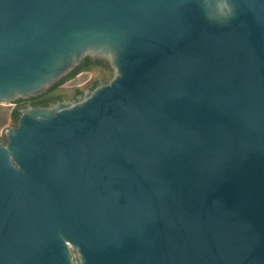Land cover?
I'll use <instances>...</instances> for the list:
<instances>
[{
  "label": "water",
  "instance_id": "1",
  "mask_svg": "<svg viewBox=\"0 0 264 264\" xmlns=\"http://www.w3.org/2000/svg\"><path fill=\"white\" fill-rule=\"evenodd\" d=\"M85 57L3 130L0 264H264V0H0V104Z\"/></svg>",
  "mask_w": 264,
  "mask_h": 264
},
{
  "label": "rangeland",
  "instance_id": "2",
  "mask_svg": "<svg viewBox=\"0 0 264 264\" xmlns=\"http://www.w3.org/2000/svg\"><path fill=\"white\" fill-rule=\"evenodd\" d=\"M112 70L110 68H93L86 71H81L73 75L72 77L65 80L59 91L70 97L74 89L84 90L89 89L91 86L107 82L111 78ZM96 86V85H95ZM17 108V104H0V139L3 141L4 134L3 130L9 126L15 125V121L11 117L13 109Z\"/></svg>",
  "mask_w": 264,
  "mask_h": 264
},
{
  "label": "flooded vegetation",
  "instance_id": "3",
  "mask_svg": "<svg viewBox=\"0 0 264 264\" xmlns=\"http://www.w3.org/2000/svg\"><path fill=\"white\" fill-rule=\"evenodd\" d=\"M88 58L93 63V65L90 67V69L99 68V67H101V68H109L107 62L105 60L99 58V57H88ZM81 71H86V70H81ZM81 71H79V72H81ZM98 83L99 82H97L95 85H97ZM61 84L56 85V87H54L55 88L54 92H53L54 95L51 96L48 99H43L42 98L44 96V93H45V92H43V93L35 96V98H36L35 100L31 99V98H34V97H30L28 99H18V100H16L15 101V103L17 104L16 110H18L20 108L30 107V106H32V107L33 106H49V105H51V104H53V103H55L57 101H61V100H75L80 94H82V90H80V92H78L77 90H79V89H74L72 95L70 97H67V96L63 95L59 91ZM95 85L91 86L89 89L94 88Z\"/></svg>",
  "mask_w": 264,
  "mask_h": 264
},
{
  "label": "trees",
  "instance_id": "4",
  "mask_svg": "<svg viewBox=\"0 0 264 264\" xmlns=\"http://www.w3.org/2000/svg\"><path fill=\"white\" fill-rule=\"evenodd\" d=\"M82 62L76 66L69 74H67V76H65L64 78H62L60 81H58L56 84H54V86H52L51 88H49L48 90L45 91L44 96L42 97L43 99H48L51 96L54 95V87H56V85H59L61 83H63L65 80H67L68 78L72 77L73 75H75L76 73H78L81 70H89L90 67L93 65V63L89 60L88 57L83 58V60H81ZM96 64V63H95ZM97 83V81L95 82V84ZM78 92H80V90H77ZM32 100H35L36 98H31ZM18 111L15 109H13L12 113H11V117L13 118V120L16 122V119L18 118ZM3 141H5V139H3Z\"/></svg>",
  "mask_w": 264,
  "mask_h": 264
}]
</instances>
